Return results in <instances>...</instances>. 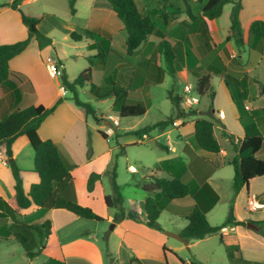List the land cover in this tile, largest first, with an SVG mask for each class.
Here are the masks:
<instances>
[{"label": "crops", "instance_id": "crops-1", "mask_svg": "<svg viewBox=\"0 0 264 264\" xmlns=\"http://www.w3.org/2000/svg\"><path fill=\"white\" fill-rule=\"evenodd\" d=\"M13 1L0 2V42L8 44L29 37V27L22 20L21 12H23L27 16L40 19L38 29L50 37L52 43L45 48H40L36 37H31L26 49L10 60L12 78L17 81L22 92V99L18 104H13L8 96L0 94V119L16 109H23L32 105L54 107L52 113L42 122L39 133L43 139H52L56 143L69 164L74 177L78 202L91 207L105 220L99 222L85 219L66 208L45 209L36 205L22 210L19 214L9 215L5 218L0 217V219L4 220L5 226L11 225L16 217L28 224L42 225L47 219L52 221L51 234L45 239L44 246L41 245L35 233L36 247L41 249L39 253L44 252L50 245L56 251L55 254L44 258L41 264L48 263L52 259L62 264H198L185 256L183 252L185 250L192 251L200 242L207 241L214 235L200 240H188L187 243H184L168 235L165 232L166 226L161 223L160 228L149 226L144 203L146 198L152 194L136 191L129 203L122 193L126 217L121 221H114L117 210L109 208L105 202V196L111 193L105 189L101 192L98 190L102 174L109 172V165L113 161V149L111 146L105 147L104 140L115 135L122 139L123 135L127 133L138 136L129 142L122 140L123 144H139L164 137L162 148L165 153L157 156L153 162V168L144 175V178H149L151 173L157 176H179L183 182L189 185V195L174 199L171 202L173 210H169L172 216L169 223L176 227L175 233L180 234L188 225L189 221L185 214L195 205L206 212L212 225H221L224 221V215L228 216L229 213L226 212L225 214L223 209H217L226 201L233 204L234 214L241 218L237 203L245 187L234 197H225L222 191L225 178L222 177L223 172L221 170L225 166L234 168L231 161L237 154L236 147L246 135L263 134L264 94H261L260 88L253 89L252 76L248 78L244 86H237L236 89L223 86L222 82L218 88H215L212 81L214 75H223L222 78H225L224 76L228 74L234 79H242L245 75L250 77V73L257 70L264 61V38L255 37L250 32L251 25L255 20L264 21V0H242L240 21L243 38L247 45L243 53L241 52L242 55L234 41L227 39L230 34V27L227 33L220 32L218 21L225 9L220 17L211 20L206 19L210 34L216 43V47L209 52H204L199 37V32L203 26L201 17L193 24L194 31L189 32V37L184 42V36L188 33V26H184L182 22L190 21L186 13L179 14L169 24H164L155 15L152 16L155 30L148 35L133 55H127L126 45L125 52H121V55L123 54L127 60L113 62L117 68L126 66V71L121 70L119 78L114 82L122 81L121 86L133 89L130 94L139 93V102L146 103L147 100H150L152 89L149 86L152 81L146 77L144 83L147 84V87L135 86L130 75V68L144 65L145 70L153 75L156 82L162 83L164 81L165 67H163V63H165V59L160 47L162 35H165L174 45H179L176 48V53L181 62L177 65L176 82L184 85L190 83L188 82L190 73L199 72L201 76H210L212 89L206 94L211 97V109L207 111L195 105L192 109L196 111L195 114L178 118L180 125L170 123L163 128H158L157 134L151 131L149 133H135L136 130L132 126H129V131L126 130L125 133L122 132L121 134L114 129L109 131L110 122L103 118V113L99 114L96 111L97 116L102 120L100 123L95 121V125L90 120V115H87L86 109L75 102L70 90L65 96L60 94L63 78L61 77L62 80L52 78L46 67L43 58L45 51L47 49L54 50L55 58L63 66L64 78L72 81L79 74L75 76L73 73L67 72V64L63 63V60L68 61L71 56L81 57L86 52L92 51L89 55L90 60L92 59V63L90 62L92 67L91 79L88 85L78 88L79 98L84 102H89L82 98L83 92L88 98L91 97L89 94L98 99L112 97H100L91 90V84L101 86L112 83L111 75L109 76L108 73L106 75L105 67L95 56L96 50L91 45L103 37H110L112 48L115 49L116 41L127 40L124 23L107 0H77L75 3L76 11L73 14L70 11L68 0H60L65 5V13L55 10L56 7L51 4L53 0H21L17 8L12 6ZM136 2L142 11L163 5L162 0H136ZM190 4L196 14L201 13L199 3L190 0ZM167 5L184 8L185 2L184 0H168ZM83 28L98 30L100 34L96 39L85 38L75 41L70 38L72 32ZM82 41L85 43H73ZM67 46L71 48L73 54L71 51H67ZM244 54L247 55L245 58ZM239 56H243L244 61H238ZM95 58L97 59L95 60ZM234 60L237 62L235 63ZM224 69L226 70L225 73L223 72ZM85 87H90V93L83 90ZM171 92L173 95L182 96L175 92L174 88H171ZM222 93L224 98L226 97L225 99L222 98ZM211 94H213V99ZM112 98L113 105L115 98ZM208 113L210 118L207 116ZM200 116L210 119L215 124V135L221 146V152L217 156L218 166H214L205 157L206 152L196 143L195 119ZM101 123L102 125H97ZM220 138H223L224 141H221ZM12 151L13 157L8 159L3 147H0V196L5 199H9L14 194V192L7 193L1 177V173L4 171L2 166L8 165L9 160H15L20 168L23 187L26 192H29L33 183L40 180L38 173L34 171L35 152L26 135L19 136L14 141ZM257 156L264 159V144ZM169 159L176 161V163H172L168 169L160 168L161 162ZM181 162L185 164L184 171L179 167ZM131 165L128 166V170ZM94 172L100 174V179L95 183L94 189L88 191V179ZM224 174L226 173L224 172ZM78 177L86 183L87 194L85 199L87 202L81 200V195L84 193L83 190L79 189ZM228 177V181H232L231 171H228ZM247 196H256L264 203V176L250 181ZM44 209L47 210L46 215L37 222L39 214ZM261 213L260 217L245 221V224L232 223L222 228L223 242H220L224 244L226 250L238 247L235 252L237 257L264 264V208H262ZM3 222L1 221V223ZM104 223L113 224L107 229L104 227ZM1 229L3 228L1 227ZM10 238L14 239V236H10ZM194 257L200 262L203 259L199 253H194ZM226 258L228 260L227 253Z\"/></svg>", "mask_w": 264, "mask_h": 264}, {"label": "trees", "instance_id": "trees-1", "mask_svg": "<svg viewBox=\"0 0 264 264\" xmlns=\"http://www.w3.org/2000/svg\"><path fill=\"white\" fill-rule=\"evenodd\" d=\"M21 0H14L12 6L17 8ZM71 13H75V3L77 0H68ZM118 17L124 23L127 32V55H133L140 45L146 40L148 35L155 30V23L152 16H156L164 24L173 22L179 14L186 13L190 21H183L184 26H188V33L184 36V42L189 37V32L192 33L193 24L199 17L203 19V26L199 32L202 49L204 52H209L216 47L210 31L208 29L206 19H215L222 15L224 6L232 4L230 13V34L228 40H233L240 52H243L247 45L242 34V26L240 21V12L242 9V0H195L201 5V13L196 14L191 7L190 0H184L185 7H177L175 5H167L168 0H162L163 5L154 7L149 10L142 11L139 9L136 0H107ZM22 20L29 27V37L13 43L4 44L0 42V94L8 96L13 104H18L22 99V92L18 87L17 81L12 78L10 69V60L16 55L23 52L29 44L31 37H36L40 48H45L52 43V39L42 33L38 29L39 18L27 16L23 12ZM205 18V19H204ZM250 32L255 37L264 38V21L255 20ZM99 31L95 29L83 28L71 33L70 38L79 41L85 38L96 39L99 36ZM163 39L160 47L163 51L166 61V71L175 79L177 65L181 62L176 48L169 39L162 35ZM96 50L95 56L103 63L106 75L107 62L126 61V57L118 53L112 48L110 37H103L96 43L91 45ZM250 47V45H249ZM92 63V59L90 60ZM92 75V67H88L75 79L69 81L63 78V84L73 94L75 102L86 109V113L92 116L96 122L100 123V119L92 105L89 102H84L79 98L78 88L89 84ZM107 77V76H106ZM226 81L235 85L244 86L249 78L245 75L242 79H234L226 74ZM212 89L210 76L203 75L199 77L196 90L199 95H205ZM91 90L100 97L112 96L115 98L112 105V110L118 114L120 118L138 117L146 113V108L141 102L128 103L130 91L133 89L125 88L118 83L113 82L111 86L101 85L96 86L91 84ZM105 90V91H104ZM100 91H103L102 93ZM261 94H264V83L260 86ZM212 99H213V94ZM170 98L175 107V116L169 117L167 120H162L153 125H146L135 133H149L155 128H163L172 123L175 118H183L190 114H195L194 110H184L180 107L181 96L173 95L170 91ZM54 107H46L44 105H32L23 109H16L0 119V147L8 159L13 157L12 145L14 141L22 135H26L29 139L34 152V171L39 175V182L33 183L29 192H26L23 187L21 170L15 160H9V165L12 168L15 178L14 194L9 199L0 196V217L5 218L9 215L19 214L22 210L36 205L45 209L66 208L74 214L90 220L104 221L105 218L94 211L91 207L78 202L74 185V177L71 168L63 157L58 146L52 139H43L39 133L40 126L46 117L52 113ZM264 127V123H263ZM105 134V133H104ZM226 134V133H224ZM195 140L197 145L206 152L205 157L214 165L218 166L219 161L217 156L221 152L220 143L215 135V124L208 118L197 117L195 119ZM264 144L263 134L246 135L241 143L236 147L237 154L231 161L233 164L234 173V192L237 194L243 187L248 188L250 181L257 177L264 176V159L257 156ZM173 160H164L161 162L160 168L168 169ZM179 167L182 171L185 170V164L181 162ZM116 172L112 173V193L105 196L106 205L109 208L117 210L114 221L118 222L125 219L124 197L121 193L120 186L116 182ZM100 179V174L92 173L88 179V191L94 189L95 183ZM145 192L152 194L148 196L144 203V209L147 215V223L149 226L160 228L158 221L163 210H173L172 200L183 198L190 194V187L183 182L179 176L167 177L157 176L154 173L150 174L149 178H142L136 184ZM185 217L189 221L188 225L180 233L187 240H200L210 235L218 234L220 241L223 242L222 228L229 224H244L245 222L234 214L233 207L230 208L229 214L224 223L221 225H212L206 215L198 205L193 206ZM52 221L47 219L42 225L28 224L23 220L14 218V222L5 226L2 231L1 239L8 240L10 236L26 245L29 258L35 257L40 252V248L34 250L37 246L36 235L42 246L45 244V239L51 234ZM36 233V235H35ZM264 234V231H263ZM167 250V249H166ZM238 247L227 249V255L230 264H259L253 261L245 260L242 257H237L235 252ZM2 264V263H0ZM45 264H62L55 259Z\"/></svg>", "mask_w": 264, "mask_h": 264}, {"label": "rangeland", "instance_id": "rangeland-1", "mask_svg": "<svg viewBox=\"0 0 264 264\" xmlns=\"http://www.w3.org/2000/svg\"><path fill=\"white\" fill-rule=\"evenodd\" d=\"M0 2H5V0H0ZM51 4L56 7L55 10H57L58 12L65 13V5H63L60 0H53ZM231 7H232L231 4H228L225 6L224 8L225 12L219 18V21H218L219 29H221L220 32H222L223 34L227 33V30L230 27ZM69 41H72V40H69ZM73 43H85V41L73 42ZM114 48L120 54L123 51L125 52L126 41H121V40L116 41ZM66 49L69 52L71 51V48H69L68 46L66 47ZM71 52L73 54V51ZM90 53H92V51L86 52V54L81 57L71 56L68 61L63 60V63L67 64V67H66L67 72L73 73L75 76H77L78 74L83 72L85 68L87 69V67L90 66V62H91L90 57H89ZM48 54H50V56L55 57V51L54 50L51 51L47 49L43 57L45 61H46ZM246 56L247 55H245L244 58ZM96 59L97 58H95V60ZM237 60L244 61L243 56H239ZM237 60H234L235 63L237 62ZM165 63H163V67H165V79L162 83L160 81L156 82V79L153 77V75L150 74V72L145 70L144 65H140L139 67L136 65L137 68H135L134 66L130 68V75L132 76V82L135 86H142V88L147 87V84L144 83L145 81L144 78L146 77L150 78L152 83L150 86L148 84V86L151 87L152 89V96L150 100L146 101V103H142L140 101L144 106L146 104L147 112L145 115L138 116V117L120 118V125L113 126V129L117 131V133L121 134L122 132L125 133L126 130L129 131L130 130L129 126L134 127L135 130H138L146 125L156 124L162 120H167L169 117H172L175 115L176 107L172 99L170 98L169 93L171 91V88H174L175 92L179 93L180 95H183L184 94V91H183L184 84L180 82H176V80L166 71V65H164ZM190 63L193 64L192 61H190ZM107 68H108L107 69L108 75L109 76L111 75L112 77V83L116 81V79L119 78V74L121 70L126 71V66H121L117 68V66L113 64L112 60L110 61L108 60ZM223 72L225 73L226 70L224 69ZM198 76L201 77V74L199 72L190 73V78L188 82L196 85L199 79ZM251 76L253 77V82H252V86L254 85L253 89L254 88L259 89L261 84L264 83V61L260 64L257 70H254L250 73L249 78H251ZM222 77L223 75H214L212 83L215 88H218L220 86V82L223 83V86H227L230 89L237 88L238 85H235L232 80H231V83H228L226 79ZM60 79L62 80V78ZM121 82L122 81H118L119 85L121 84ZM112 83H109L108 85L111 86ZM62 84H63V81H62ZM83 90H86L88 91V93H90V87H85V89ZM81 95L84 100L90 102L93 109L97 113L99 114L103 113L104 115H108V114L118 115L116 112L112 110V101H113L112 97H105V98L98 99V98L93 97V95L89 94L91 97L88 98L84 92ZM139 95H140L139 93L130 94L128 98V103L139 102L140 100ZM198 97L200 100V104L199 105L197 104V107L200 109L204 108V110L209 111L211 109V106H210L211 97L208 94L199 95ZM222 98L223 99L226 98V97L224 98L223 93H222ZM192 109H194V107L191 108V110ZM187 110H190V109H187ZM207 116L208 118H210L209 113ZM90 117H91L90 120L96 125L95 119L92 116ZM97 125L100 126L102 125V123L97 124ZM157 129L158 128H155L151 130V132L154 134H157V132L159 131ZM137 136L138 135L136 134L127 133L123 135L122 139H119L118 136L115 135V136L108 138L107 140H104L105 147L111 146L113 149V161L109 165L110 173L105 172L104 174H102V180L100 181V184L98 186L99 192L105 189L108 193H112L113 189H112V178L111 177H112V173L114 170L117 175L116 182L120 186L121 193H124V196L129 203L131 201L130 199L135 196L136 191H139L140 193L144 191L136 185L137 181L140 180V178L142 177L144 178V175L150 172L151 168H153V162L156 160L157 156L165 153L164 149L162 148L164 137L158 140H152V141L148 140L144 143H139V144L126 143L127 144L126 145L125 143L124 144L122 143L123 142L122 140L129 142V140L136 139ZM118 139L120 141L119 145H118ZM220 140L224 141L223 138H220ZM130 164L136 167L137 173L133 174L131 171L128 170V166ZM2 167L4 169V171L1 173L2 182L4 183L7 193L8 194L11 192L13 193L15 178L13 175L12 168L9 164L2 166ZM221 171L223 172L222 177L225 178V180H223V188H222L223 194L227 198L230 196L234 197L236 194L233 188V178H234L235 169L231 168V166H225L224 168H222ZM228 171L232 172V181H228L229 179ZM224 172L226 174H224ZM226 177H227V180H226ZM78 185L80 186L79 189L83 190V193H84V195H81L82 202H87L85 199L86 194H87L86 189H85V186H86L85 181L78 177ZM230 204L231 203L226 201L224 205H220L217 209L219 210L223 209V212H225V214L227 212L228 214L230 208L233 207V204L231 205ZM225 205L227 206V209H228L227 211H226ZM237 206H238V211H239L241 218L238 216L237 217L243 220L244 222L250 221L253 218H258L262 215L261 213L262 209L254 211V212L249 210L246 187L238 199ZM46 213H47V210L45 209L42 210V212L39 214V219H37L38 220L37 222H39L40 218H43V216H45ZM171 217H172L171 212L169 210L168 211L163 210L162 213L160 214L158 221L163 226H166L165 232L169 231V232L175 233L174 230H176L175 229L176 227H174V225L169 223V221L171 220ZM226 217L227 215H224L223 217L224 221L222 223L225 222ZM179 219H182V218H179ZM1 221L3 222L4 220L0 219V228L1 227L4 228L5 223L4 222L1 223ZM112 224L113 223H109V224L104 223L103 225L105 228L108 229L112 226ZM2 230L3 229L0 230V235H2ZM36 249L37 247L34 248V250ZM55 253H56L55 248L52 245H50L47 247V249L44 252L37 254L33 258H29L27 254V248L24 243L16 240L15 238L3 240L1 239V236H0V263L2 264H41L44 258H46L47 256L51 254H55ZM194 253H199L202 256L203 259L201 260V262L198 259H195ZM226 253H227V250L225 249L224 244L220 242L219 235H214L209 240L200 242V244L195 246L192 249V251L185 250L183 252L185 256L189 257V259H191L194 262H197L198 264H230L229 258L228 260L226 258Z\"/></svg>", "mask_w": 264, "mask_h": 264}, {"label": "built area", "instance_id": "built-area-1", "mask_svg": "<svg viewBox=\"0 0 264 264\" xmlns=\"http://www.w3.org/2000/svg\"><path fill=\"white\" fill-rule=\"evenodd\" d=\"M46 67L48 69V72L52 78H61L64 74L63 72V66L59 62V60L53 56H48L46 58ZM184 94L181 96L180 101V107L184 110L191 109L195 105L199 104V94L196 90V85L191 83H186L183 88ZM69 93V90L65 85H61L60 87V94L62 96H65ZM107 121L110 122L109 131L113 129V126H119L120 125V117L118 115L114 114H108L104 115L103 117ZM173 125H180L179 119H175L173 121ZM129 170L131 172H137V169L134 165H131L129 167ZM248 208L250 211L254 212L257 210H260L264 208V203L257 198L256 196H249L248 197Z\"/></svg>", "mask_w": 264, "mask_h": 264}, {"label": "water", "instance_id": "water-1", "mask_svg": "<svg viewBox=\"0 0 264 264\" xmlns=\"http://www.w3.org/2000/svg\"><path fill=\"white\" fill-rule=\"evenodd\" d=\"M166 233H167L168 235H170V236H172V237H174V238L180 240V241H183L184 243H187V242H188V240L185 239V238H184L181 234H179V233H173V232H169V231H167Z\"/></svg>", "mask_w": 264, "mask_h": 264}]
</instances>
